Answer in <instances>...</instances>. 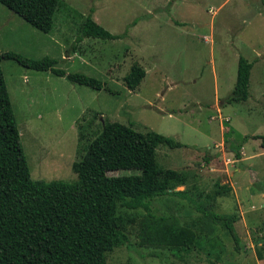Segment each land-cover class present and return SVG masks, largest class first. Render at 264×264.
Wrapping results in <instances>:
<instances>
[{
	"label": "rangeland",
	"instance_id": "374dc122",
	"mask_svg": "<svg viewBox=\"0 0 264 264\" xmlns=\"http://www.w3.org/2000/svg\"><path fill=\"white\" fill-rule=\"evenodd\" d=\"M61 1L47 33L0 2L2 52L48 56L66 73H83L104 84L96 90L49 70L2 60L31 178L76 180L72 163L108 120L153 130L183 144L156 149L160 166L187 174V184L176 189L187 188L207 209L238 214V249L217 229L225 244L219 259L211 262L195 252L180 259L167 245L142 243L148 223L144 209L119 208L128 219L126 241L106 253V264H264L257 255L264 254V0ZM91 10L98 24L123 37L78 41ZM239 56L253 63L249 95L227 103ZM133 63L144 68L145 76L129 90L122 77ZM216 181L230 185L231 192L207 196ZM150 210L182 226L200 215L194 203L170 195L155 198Z\"/></svg>",
	"mask_w": 264,
	"mask_h": 264
},
{
	"label": "trees",
	"instance_id": "16d2710c",
	"mask_svg": "<svg viewBox=\"0 0 264 264\" xmlns=\"http://www.w3.org/2000/svg\"><path fill=\"white\" fill-rule=\"evenodd\" d=\"M0 2L45 33L52 29L54 14L62 5L61 0ZM84 37L118 39L123 34L103 28L93 19L91 10L79 27L77 40ZM4 58L26 68L49 70L92 89L104 87L95 77L56 68V60L51 57L35 59L0 50V264H106V253L126 241L128 219L119 213V208L144 209L148 223L142 228V243L167 245L180 259L190 252L203 253L211 262V258L219 259L225 244L217 229L229 236L238 249V214L207 209L196 204L187 188L176 189L187 184V174L160 166L156 149L160 145L178 148L183 144L153 130L137 131L130 125L108 120L82 146L79 160L72 163L76 180L32 179L1 69ZM252 64L239 56L236 81L225 102L248 98ZM144 76V68L133 63L122 81L134 90ZM205 160H209L208 156ZM116 170L138 172L108 174ZM231 190L230 185L216 181L213 193L207 196L215 199L227 196ZM165 195L187 199L196 205L200 215L185 226L172 223L168 217H154L151 203ZM257 255L264 258L261 251Z\"/></svg>",
	"mask_w": 264,
	"mask_h": 264
},
{
	"label": "crops",
	"instance_id": "0c3cea01",
	"mask_svg": "<svg viewBox=\"0 0 264 264\" xmlns=\"http://www.w3.org/2000/svg\"><path fill=\"white\" fill-rule=\"evenodd\" d=\"M241 153H242V157H241L242 160L245 159V158H247V156H245V153H244L243 149H242ZM239 156H240V155H239ZM238 158H239V157H238Z\"/></svg>",
	"mask_w": 264,
	"mask_h": 264
}]
</instances>
